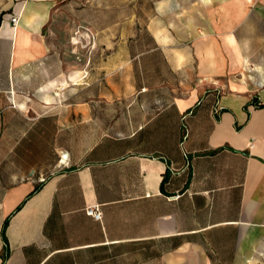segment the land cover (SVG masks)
Segmentation results:
<instances>
[{"label":"crops","instance_id":"obj_1","mask_svg":"<svg viewBox=\"0 0 264 264\" xmlns=\"http://www.w3.org/2000/svg\"><path fill=\"white\" fill-rule=\"evenodd\" d=\"M74 2L0 0V264H264V0H156L183 95L103 122L59 87Z\"/></svg>","mask_w":264,"mask_h":264},{"label":"rangeland","instance_id":"obj_2","mask_svg":"<svg viewBox=\"0 0 264 264\" xmlns=\"http://www.w3.org/2000/svg\"><path fill=\"white\" fill-rule=\"evenodd\" d=\"M155 3L75 0L52 22L57 40H68L58 46L66 65L60 89L79 92L82 107H97L102 122L105 108L119 112L122 107L146 105L152 96L163 105L171 99L169 91L183 95L184 73L170 71L169 52L158 48L152 34L166 25L155 16ZM177 47L184 50V46ZM144 89L151 95H140ZM3 150L8 152V148ZM199 261L194 259L193 264Z\"/></svg>","mask_w":264,"mask_h":264},{"label":"built area","instance_id":"obj_3","mask_svg":"<svg viewBox=\"0 0 264 264\" xmlns=\"http://www.w3.org/2000/svg\"><path fill=\"white\" fill-rule=\"evenodd\" d=\"M10 23L15 26L18 23V17L16 15H13L10 17ZM87 213L92 216L95 220L101 219V213L97 208H92L87 211Z\"/></svg>","mask_w":264,"mask_h":264},{"label":"trees","instance_id":"obj_4","mask_svg":"<svg viewBox=\"0 0 264 264\" xmlns=\"http://www.w3.org/2000/svg\"><path fill=\"white\" fill-rule=\"evenodd\" d=\"M35 191H37V188L33 192H35Z\"/></svg>","mask_w":264,"mask_h":264}]
</instances>
